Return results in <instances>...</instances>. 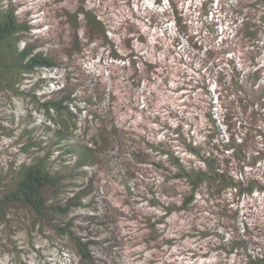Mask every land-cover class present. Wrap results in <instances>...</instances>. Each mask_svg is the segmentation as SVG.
<instances>
[{"label": "clouds", "instance_id": "9594fccd", "mask_svg": "<svg viewBox=\"0 0 264 264\" xmlns=\"http://www.w3.org/2000/svg\"><path fill=\"white\" fill-rule=\"evenodd\" d=\"M9 3L27 25L16 54L39 41L24 64L37 53L53 63L0 75V125L15 129L12 136L0 133V154L14 168L25 162L17 143L23 128L11 117L18 124L31 116L25 127L36 129V138L71 146L76 154L68 165L89 178L103 172L108 183L80 201L96 199L94 215L103 226L93 225L91 236L77 227L87 222L74 219L80 215L75 208L63 218L61 227L71 221L63 232L40 222L31 228L30 218L7 210L0 219V264H249L246 252L264 256V107H245L241 90L253 88L246 82L256 72L254 89L264 85V0H3L4 8ZM65 10L76 17L75 27ZM48 117L56 121L52 128ZM233 141L243 146L242 157L224 148ZM163 151L198 176L213 175L206 161L214 159L215 173L228 182L202 178L193 189L188 180L175 181L178 168ZM80 152L90 153L86 164ZM138 153H150L149 163L138 161ZM161 161L170 171L152 166ZM124 183L138 195L118 187ZM162 185L178 194H164ZM186 193L195 197L187 210L147 226L145 218H160L148 201L179 206ZM74 238L85 245L87 259ZM240 240L248 241L246 251H233Z\"/></svg>", "mask_w": 264, "mask_h": 264}, {"label": "trees", "instance_id": "16d2710c", "mask_svg": "<svg viewBox=\"0 0 264 264\" xmlns=\"http://www.w3.org/2000/svg\"><path fill=\"white\" fill-rule=\"evenodd\" d=\"M77 11L83 12V8H79ZM89 17V28L93 29L95 25L91 22L94 18L91 14ZM19 17H17L16 12L9 3L8 8H4L3 0H0V75L5 71H10L12 67H16L22 71H31L34 66H48L53 61L51 59H43V53H37L28 64H24L25 56L30 54L34 48L29 45L25 52L22 54H16L15 45L23 37L18 35L27 30L26 24L19 23ZM180 18L178 17V23ZM74 24H77L76 17L73 20ZM93 34V33H92ZM259 79V72L251 74L248 78V82L252 83V89H245L243 86L241 90L246 93L247 103L245 107L253 106L256 103H260L261 107H264V85L261 86L259 90L254 89L255 82ZM250 93L251 98L247 99ZM0 94H3V88L0 87ZM25 95V94H21ZM33 102H35V97H29ZM242 104H245V100H241ZM47 107L55 110L57 113L62 111V109L57 105H48ZM252 117L255 120L257 117V112H252ZM47 119L50 123L47 128H52L56 121L52 120L51 117ZM24 122V116L20 117L19 124ZM62 120V118H61ZM16 118L13 115L11 117V123L14 124ZM31 120L24 122L23 131L19 133L17 143H21L20 147L22 151L28 157L23 164L14 168L13 163L10 162L5 170L0 171V218L3 219L7 210L15 207H20L24 210L27 215L32 217V219L37 223L40 222L41 225L47 224L51 228H56L58 231H66L70 226L69 221L67 225H60L63 223V218L66 216L69 210L75 207H81V198L90 195V187L93 184V177L86 179L84 185L80 184L79 181L85 179L87 174L84 172H79L75 167H70L67 163L71 159L72 155L76 154V150L71 146H63L62 141L52 139L47 144L41 139L36 138V129L29 130L25 125L29 124ZM5 130V131H4ZM13 128L9 131L3 125H0V131L6 136L13 135ZM60 145V147H58ZM89 147V146H85ZM235 148L236 154L238 156H243L242 145L236 144L234 141L229 145H224L225 149ZM149 148L159 150L154 148L149 144ZM188 151L199 155L200 149H193L191 145H186ZM54 151H59L60 155L54 156ZM172 166L178 168V171L173 175L174 178L179 180H188L189 183L193 185V189L197 186L200 179H210L217 181L220 184L227 183V177L223 174H216L215 167L216 161L214 159H209L206 162L209 165L210 170L213 175L211 177L205 176L201 173L199 176L195 173H189L180 165V157L173 156L171 151H163ZM81 162L85 163L91 158L89 152H80ZM147 153L136 154L137 159L140 162H148ZM227 163V162H226ZM80 162H78L77 167ZM3 168V167H2ZM74 187L76 190L75 196L71 198L64 199L61 194L68 187ZM126 191L133 193L134 189L127 183L120 184ZM211 184L209 185V188ZM152 190V189H151ZM245 189H241V192ZM152 192H154L152 190ZM155 193V192H154ZM195 197L191 193H186L183 196V203L179 206L176 204L164 205L158 200V204L162 206V210H167L172 212L177 209L186 208L192 203ZM51 201V203H49ZM91 204V203H89ZM15 214V213H14ZM71 235V233H69ZM77 247L84 252L85 245H82L78 238H74ZM244 246L242 240L235 242ZM240 246V245H237ZM234 247V245H233ZM223 248V247H222ZM85 258H88V253L84 252ZM264 261V258H262ZM254 261V259H252ZM260 260V259H259Z\"/></svg>", "mask_w": 264, "mask_h": 264}, {"label": "rangeland", "instance_id": "374dc122", "mask_svg": "<svg viewBox=\"0 0 264 264\" xmlns=\"http://www.w3.org/2000/svg\"><path fill=\"white\" fill-rule=\"evenodd\" d=\"M13 8H14V10L16 12L17 10L15 9L14 6H13ZM63 14L68 17V19L71 22L72 26L75 27L76 24L73 23V20H74L75 16L74 15H69L68 12H67V10H65ZM179 23H180V20H179ZM93 35H94V33H93ZM141 42H143V37H141ZM38 45H39V41H37L36 45H32V46H33V48H35ZM196 46L199 47V45H196ZM74 47L79 48V42L78 41L74 42ZM125 47H129V48L131 47V41H130V39L125 41ZM149 67H151V66H149ZM3 106H4V103H3V94H0V108H2ZM29 120H31V116L24 117V122L25 121H29ZM24 122H23V120H22L21 124H19V123L17 124V122H15L14 125H16V127H18V128H23L24 127ZM48 125H49V123L46 126H48ZM7 129L10 131L12 128H6V130ZM14 130H13V133H14ZM0 133L4 134L1 131H0ZM18 137H19V135H18ZM148 147H149V145H148ZM19 150H20L21 153H25L24 151L21 150V148ZM153 151H159V150L153 149ZM147 154H148L147 155V157H148L150 155V153H147ZM161 154L164 155L165 158L169 161V158L167 157V155L164 152H162ZM25 160H28L27 155H26ZM10 162L11 161L8 160V158H7L6 155L0 154V171H1V169L5 170L7 168V166H8V164H10ZM141 163L147 164L148 162H141ZM152 166L155 167V168L161 169V170H163L165 172L170 171V168L167 165H165L162 161L161 162H152ZM84 173L87 174L86 178L79 181V183L82 184V185H84V182L85 181L87 183L88 180H86V179H89L88 173L86 171ZM171 179H173L175 181H178V182L181 181V180H179L177 178H174L173 176L171 177ZM106 183H108V181L105 179L103 172H97L96 175L93 176V184L90 187V189H92V190L89 193L92 194V193L95 192L96 194H99L103 190V186ZM118 187H121V186L118 185ZM121 188H123V187H121ZM151 189L155 192V189L153 187H151V186L148 187L147 191L149 193H151L153 196H155V193L152 192ZM72 190H75V188L72 187V186H70V187H68L66 190H64L62 192L61 197L63 198V200L64 199H67L69 197V193ZM160 191H162L164 194H168V193H172L173 195L178 194V189L174 188L172 185H168V186H163L162 185L161 188H160ZM126 192H127V194L129 196L138 195V193H136L135 191L133 193H130L128 191H126ZM89 203H91V204L82 205L81 207H75V209H77L79 211L80 215L78 217H74V219H77L78 218L81 221H86L87 223H82L80 225H77V227L80 229L81 232H87L88 235L91 236L92 235L91 229L93 228V225H95L96 227H102L103 225L97 220V218L94 215L93 205L96 203L95 196H92V199L90 200ZM125 203L127 204V201H125ZM148 203H149L150 206L157 207V211H156V213H154V215H157V216L160 217L158 220L155 221V223H153V221L151 219L145 218L147 220V226L149 228H153V229L155 228V224L156 223H163L165 221L167 215H170L172 212H174V211H184V210H187L186 208L177 209V210H174L172 212H168L167 210H162L161 209L162 208L161 204L159 205L158 204V200H156V199H152L151 201H148ZM11 210H13V212L15 213V215L24 217L25 220H28L30 218L31 219V225H30V227L31 228H35L36 227V222L32 219V217H30L29 215H27V213L24 210H22V208L15 207V208H11ZM124 215H126V214H124ZM0 219H2V218H0ZM136 219L137 218L135 216L129 218L128 224L129 225L135 224L136 223ZM43 225H41V227H43ZM153 238H155L154 235H153ZM242 241L244 242L245 245H248V241H244V240H242ZM166 242H169L170 243L171 241H166ZM237 245H240V246H237ZM222 247L223 246L221 245L220 246V250H223L225 252L228 251L227 249H224ZM237 247L244 248L245 251L247 249L246 246H244L242 244H239V243H236V244H234L233 251H235V249ZM246 254L248 255L249 264H264V261L262 259V258H264V256H258L253 261L252 260L253 259L252 255L250 253H247V252H246ZM18 255H19V253H18ZM206 257H207V253L204 254V258H206Z\"/></svg>", "mask_w": 264, "mask_h": 264}]
</instances>
